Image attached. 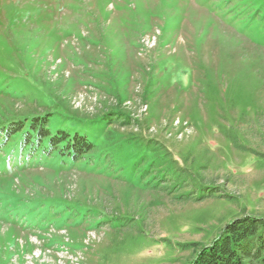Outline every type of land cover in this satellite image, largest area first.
Returning a JSON list of instances; mask_svg holds the SVG:
<instances>
[{
  "label": "rangeland",
  "instance_id": "374dc122",
  "mask_svg": "<svg viewBox=\"0 0 264 264\" xmlns=\"http://www.w3.org/2000/svg\"><path fill=\"white\" fill-rule=\"evenodd\" d=\"M0 139V264H188L264 219V0H0Z\"/></svg>",
  "mask_w": 264,
  "mask_h": 264
},
{
  "label": "trees",
  "instance_id": "16d2710c",
  "mask_svg": "<svg viewBox=\"0 0 264 264\" xmlns=\"http://www.w3.org/2000/svg\"><path fill=\"white\" fill-rule=\"evenodd\" d=\"M47 123V119L39 118L11 127L9 132L18 136L15 145L21 155H37L41 160L55 154L63 164H76L95 149L85 133L51 131ZM4 141L3 147L10 139ZM188 264H264V219L248 216L228 223L210 245L198 249Z\"/></svg>",
  "mask_w": 264,
  "mask_h": 264
}]
</instances>
